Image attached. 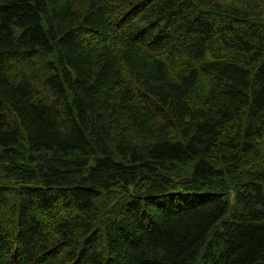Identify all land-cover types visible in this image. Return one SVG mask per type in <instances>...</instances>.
I'll use <instances>...</instances> for the list:
<instances>
[{"label":"trees","instance_id":"1","mask_svg":"<svg viewBox=\"0 0 264 264\" xmlns=\"http://www.w3.org/2000/svg\"><path fill=\"white\" fill-rule=\"evenodd\" d=\"M0 264H264V0H0Z\"/></svg>","mask_w":264,"mask_h":264}]
</instances>
